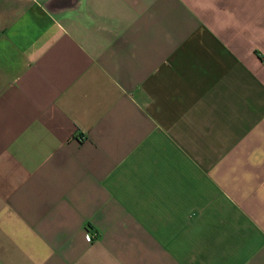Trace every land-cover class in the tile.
Masks as SVG:
<instances>
[{"label":"crops","instance_id":"obj_1","mask_svg":"<svg viewBox=\"0 0 264 264\" xmlns=\"http://www.w3.org/2000/svg\"><path fill=\"white\" fill-rule=\"evenodd\" d=\"M0 264H264V0H0Z\"/></svg>","mask_w":264,"mask_h":264}]
</instances>
